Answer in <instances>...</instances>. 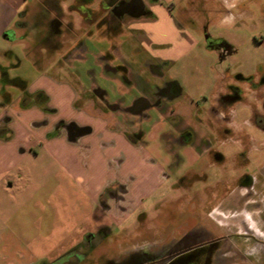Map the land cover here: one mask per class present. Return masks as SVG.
Instances as JSON below:
<instances>
[{"label":"crops","instance_id":"obj_1","mask_svg":"<svg viewBox=\"0 0 264 264\" xmlns=\"http://www.w3.org/2000/svg\"><path fill=\"white\" fill-rule=\"evenodd\" d=\"M36 1L42 0H0V44L2 40L10 42L19 38L28 56L46 60L40 67L35 65L40 71L38 76L31 83L21 80L14 98L0 106V247L5 249L10 243L16 206L26 208L32 199L25 192L18 201L12 198L11 171L26 154L37 157V148L70 178L75 174L80 194L91 202L68 232L64 222L61 224L58 247L84 245L86 238H96L91 233L98 228L105 230L101 235L108 239L107 236H112L109 226L114 223L121 227L132 215H137V221L143 223L149 213L147 201L162 187L172 186L174 190L183 176L191 182L207 177L205 172H194V166L223 165L226 156L221 146L227 140H234L239 147V151L230 154L235 163L239 159L249 162L252 150H264V143L256 145L257 140L250 135L242 143L240 135L246 134L233 129L237 105L248 104L245 95L251 93L255 102L251 106L254 122L249 121L264 134V124L257 122L259 117L264 118V81L257 83L252 79L242 83L223 71L212 80L215 88L210 96L198 90L192 93L190 85L181 80L180 71L196 67L180 60L200 48V40L165 5L149 4L153 18L134 20L130 26L109 35L92 25L87 49L82 52L84 58L72 60L71 69L66 70L59 64L61 51L55 47L49 59L43 57L50 48L44 45L31 48L30 12L25 7ZM58 1L63 8L74 2ZM90 1L88 5L98 0ZM229 46L230 52L222 59L235 51ZM107 52L111 54L110 70L99 60ZM238 83L244 84L242 95ZM94 90L103 98L93 95ZM235 91L240 98L232 97ZM57 93H61V100L67 105L64 111L52 104V96ZM23 96L25 100H21ZM69 103L72 117L50 116L70 113ZM41 113V118L34 117ZM60 121L73 123L77 128H57ZM183 133L187 137L181 140ZM245 177L251 181L249 190L211 195L205 202L207 220L201 219L190 229L230 226L235 233L248 228L264 237V160L256 172ZM228 199H233L235 206ZM226 209H232L228 210L229 215ZM155 214L159 213L153 212L148 218L157 219L159 216ZM28 242L23 239V243ZM248 244L252 252L246 262L264 264V241L249 240Z\"/></svg>","mask_w":264,"mask_h":264},{"label":"rangeland","instance_id":"obj_2","mask_svg":"<svg viewBox=\"0 0 264 264\" xmlns=\"http://www.w3.org/2000/svg\"><path fill=\"white\" fill-rule=\"evenodd\" d=\"M162 1L172 14L200 40L201 47L180 60V63L189 62L196 67L192 69L193 71L191 68L186 72L180 71L181 80L190 85L192 93L198 90L199 93L204 92L206 97L210 96V92L215 88L212 80L215 81L216 75L223 71L235 80L240 79L239 82L242 83L252 79H255L257 83L264 81V0ZM13 26L19 29L16 24ZM205 35L213 39H223L235 51L221 59L217 50L206 48ZM20 40L19 38L10 42L2 40L0 44V106L7 104L11 100L10 97L14 98L21 80L31 83L40 73L35 65L40 67L41 62L46 61L37 60L36 55L28 56ZM238 84L241 85L238 89L242 95L244 84ZM57 94H53L52 104H56L55 106H59L64 111L67 105L62 102L61 93ZM245 97L248 104L237 105L233 129H239L246 134L240 135L242 143L247 142L249 135L257 140L256 145L264 143V134L250 123L251 120L254 122V119H251V106L255 104L254 96L246 93ZM258 106L261 107L259 104ZM69 112L53 113L50 116L55 119L72 117L74 113H72L71 104ZM42 116V113L34 115L36 118ZM221 150L226 156L223 165L194 166V172H205L207 177L203 176L193 182L188 179L185 181L186 184L185 182L181 186L176 184L174 190L172 186L162 187L159 193L149 199L147 201L149 203L146 204L149 212L146 216L150 217L151 214L152 217L153 212H157L159 214H155V217H159L155 220L147 217L146 221L139 223L137 215H132L121 227L113 223L109 226L112 236H107L108 244L109 246L117 242L119 244L111 251L108 250V246L101 247L96 253L110 252L120 257L126 253L127 249L137 244L161 241L173 228L181 226L180 232L189 230L201 219L207 220L205 202L207 198L209 200L212 197L211 195L217 193L220 196L229 190L250 189V186H241L234 179L256 172L259 164L264 160V150L262 152L252 150L249 162L239 159L236 163L230 158L232 152L239 151L234 140H227L226 144L221 146ZM37 151V157L26 154L18 159V163L11 171L12 180H14L11 188L12 198L18 201L17 198L25 192L31 194L32 199L27 203L26 208L19 204L15 208V228H12L13 233L8 247L5 249L3 246L0 247V264H56L73 249L85 250L82 244L65 247H58L57 244L61 240V224L64 222L65 232H68L69 227L76 221V217H81L84 209L90 208V199L80 194L74 180L75 174L70 178L60 165L47 158L39 148ZM188 193L192 194L193 199H189ZM228 201L232 206L233 199ZM228 210L232 209H226L225 212L229 215ZM208 229L212 230V228ZM211 230L210 237H216L220 233L228 235L234 232L230 226L222 230ZM91 234H95L96 238L99 237V228ZM23 239H28V244L23 243ZM80 242L84 243V240ZM248 243L249 240L246 239L230 238L228 245L223 247L226 251L221 253V256L224 255L225 258L219 261L214 259L210 264H251L246 262L249 252H252L249 250ZM54 254L57 255L47 257Z\"/></svg>","mask_w":264,"mask_h":264},{"label":"flooded vegetation","instance_id":"obj_3","mask_svg":"<svg viewBox=\"0 0 264 264\" xmlns=\"http://www.w3.org/2000/svg\"><path fill=\"white\" fill-rule=\"evenodd\" d=\"M89 2L91 1L74 0L65 8L60 5L58 0H42L34 2L32 6L27 5L25 11L30 12L28 28L31 32L32 50L41 45L50 48L51 50L46 52L43 57L49 59L52 58L54 54L52 48L55 47L56 50L61 51L58 59L59 64L69 70L72 60L84 58L82 52L87 49L86 40L90 36L89 29L92 25L100 29L103 34L109 35L111 31L115 32L122 27L130 26L134 20L153 18L155 15L149 4L165 5L162 0H98L94 4L92 3L93 5H88ZM166 8L172 14L167 6ZM205 36L210 37L209 35ZM214 40L213 49L219 52L222 59L226 53L230 52V46L223 39ZM110 58L109 52L99 57L106 70L111 69L108 64ZM92 94L100 95V92L94 90ZM100 96L103 98L102 95ZM25 97L23 96L21 100H25ZM232 97L240 98V95L235 91ZM7 120L8 117H5L4 121ZM257 122L264 124V118L259 117ZM56 127H68L70 130L77 128L73 123L65 124L62 121ZM186 137V133L180 135L181 140ZM188 179L187 176H183L176 184L181 186ZM236 182L241 186L251 185L248 177L240 178ZM219 229L222 230L221 228H212L213 231ZM181 230V226L173 228L161 241L137 244L131 249H127L126 253L120 257H116L110 252L107 254L96 253L101 247L108 246V250L111 251L119 244L117 242V244L113 243L109 246L108 240L101 235L106 232L101 229L99 237L86 238L85 250L73 249L59 259L56 264H210L214 259L223 260L224 255L222 257L221 253L226 251L223 247L228 245L230 238L264 241L263 236L255 235L248 228L242 233L233 232L228 235L220 233L216 237L209 236L211 229H185L180 232Z\"/></svg>","mask_w":264,"mask_h":264},{"label":"water","instance_id":"obj_4","mask_svg":"<svg viewBox=\"0 0 264 264\" xmlns=\"http://www.w3.org/2000/svg\"><path fill=\"white\" fill-rule=\"evenodd\" d=\"M219 40H221V39H219ZM214 41H215V40L212 39L211 37L208 38L207 36H205L206 48H208V49H213L214 44H215ZM226 44H227V43H226Z\"/></svg>","mask_w":264,"mask_h":264}]
</instances>
